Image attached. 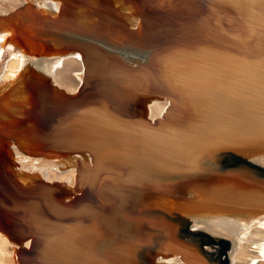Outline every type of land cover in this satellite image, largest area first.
<instances>
[{"label":"water","instance_id":"1","mask_svg":"<svg viewBox=\"0 0 264 264\" xmlns=\"http://www.w3.org/2000/svg\"><path fill=\"white\" fill-rule=\"evenodd\" d=\"M43 1L0 0V57L15 58L18 63L9 79L0 78V181L2 177L10 185L3 187L0 182V236L8 242L13 263L49 264L47 258L56 253L60 264H144L163 251L187 264H227L214 248L206 250L200 237L185 235L176 220L163 215L148 199L168 198L166 193L181 192L182 187H203L208 199L217 195L238 202L221 203L223 207L264 212V201L256 207L247 202L251 194L264 200L261 182L208 186L213 182L206 178L215 169L216 145L225 147L229 139L221 130H202L210 120L208 115H222L219 110L233 104L248 115L245 123L251 121L248 145L264 144V0H227L225 9L219 0L171 1L173 8L185 7L175 11L180 18L170 16L166 1L155 0L159 8L151 9L139 0H117L128 30L134 31L146 21L152 31L156 48L146 42L149 56L138 61L126 60L111 48L115 46L98 43L70 3L53 0L57 8L48 11L42 8ZM163 16L166 23L161 21ZM160 22L170 25L172 31L165 26L161 31L156 27ZM200 36L218 39L217 51L203 64L184 59L181 52L191 49L189 42L199 41ZM167 44L185 46L167 53ZM91 49L98 50L96 57L90 55ZM71 53L79 54L82 75L76 89L67 90L52 85L40 73L37 60ZM104 56L118 65L111 66ZM104 77L99 92L93 95L96 98L89 103L104 105L95 106L99 113H113L119 118L116 127L133 132L127 139L117 137L120 148L114 147L111 160L99 144L78 135L84 131L83 125L100 133L93 126L95 117L73 111L92 92L85 90L89 81ZM34 94L39 97L38 109L29 112ZM150 97L170 101L165 112L153 119L136 109ZM128 102L135 106L131 112L125 108ZM50 116L54 120L47 122ZM235 116L232 113L227 121ZM89 120L92 126H88ZM30 127L32 134L28 133ZM40 145L51 151L37 166L87 157L92 177L89 172L78 191L70 187L73 185L47 183L35 172L29 173L25 151L36 153L35 146ZM178 200L182 205L186 200L200 202L188 190ZM149 217L152 223L146 221ZM123 219L130 223L127 237L121 238L119 222ZM93 227L97 228L96 238ZM129 233L138 238L132 241ZM81 248L84 252L73 256ZM47 254L44 260L42 256ZM252 264H264V254Z\"/></svg>","mask_w":264,"mask_h":264},{"label":"bare ground","instance_id":"2","mask_svg":"<svg viewBox=\"0 0 264 264\" xmlns=\"http://www.w3.org/2000/svg\"><path fill=\"white\" fill-rule=\"evenodd\" d=\"M65 1L70 3L73 12H75L82 20L90 34H92L98 43L102 44L104 47L109 45L115 46L111 48L119 51V53L122 54L126 60L137 59L138 61L143 58H148L150 50L146 47V42L156 48V43L155 41H152L150 34L152 31L149 30V25L146 21L139 25L140 29L138 28L134 31L127 29L126 22L123 20L125 17H122V15H124L123 10L121 9L122 5L119 4L117 0ZM139 1L144 7L151 9L159 8L158 1L160 3H164V1H166L169 3V7H171L167 9L168 12L172 14L170 16L178 18H180V16L176 15L180 13H176L175 11H183L185 9V7L181 5H177L173 8L172 3H176L175 1L178 2L181 0H158L156 3L155 0ZM61 2H63V0H61ZM188 2L191 3L190 1ZM227 2V0H219L223 9L227 7ZM57 5V2L53 0H45L42 3V8L48 11H53L57 8ZM165 19L166 17L163 16V20L161 21L166 23ZM172 21L175 22L176 19H172ZM186 25L187 21L183 26ZM162 26H165L172 31L171 27H169L170 25L166 26L162 22L156 24V27L160 28L161 31L163 29ZM188 30L189 28H187V32ZM217 40L218 39L215 38V36L208 38L200 36L199 41L195 42L193 40L192 42H189V44H191V49H183L185 45L178 46L177 44H167L166 52L180 51L183 49L181 52L184 59H194V61H198L199 64H203V61L208 62L211 55L217 51ZM193 46L199 48L195 49ZM186 47L188 48V46ZM97 54L98 50H96V52L95 49L90 50V55L92 57H96ZM200 55L202 58H198ZM0 58L2 61L0 63V78L9 79L11 77L10 73L15 72V69L17 70V60L6 56H1ZM103 60H106V62H108L111 66L117 64L109 56H104ZM37 65L40 73L48 78V81L52 85H59L67 90L76 89L79 85L82 75V62L79 59V54L71 53L55 58H41L40 60H37ZM100 76L101 75L99 74L98 77ZM104 79H106V77L100 79L96 78L89 81V88L85 90H92V92L88 95L86 94L84 100L80 99V105L73 111L76 112L77 115L79 114V116L86 113L85 116L91 115L90 117H95L93 126L95 129L98 128V133H100H94L89 130L91 128L86 127L87 125H83L84 131L78 133V135L90 140L89 142L99 144L106 151L109 159L111 160L113 159L112 155L114 147L120 148V145L118 144L120 140L118 138L121 137L122 139H127L128 137H132L133 132L124 127H116L115 123L119 120V118H117V116L113 113H99L97 110L98 108L95 106L97 105L101 108H105L104 105H95V102L93 103L94 105L89 103L90 100L96 98L93 95L96 92H99L98 88L101 87V83ZM100 94L106 95L104 92ZM38 98L36 97V94L31 96L28 107L29 112L38 109L36 107ZM79 102L74 103L72 108H75ZM168 104H170L169 100L150 97L143 99L141 103L136 105V109L138 113L142 111L146 118L153 119L165 112ZM93 106L94 108H92ZM125 108L131 112L132 108L135 109V106H132V104L128 102ZM122 111L125 112L124 110ZM135 112L136 111H134V113ZM219 113L222 115H208L210 120L202 126V130L205 132L210 131L214 133L216 130H221L222 132L220 133L225 134L226 139H229V145L225 147H222L220 144L216 145L217 151H215V169L212 171V174L206 178L209 182L211 180L213 182L208 186L213 187L215 184L217 186L224 187L230 185L237 187L254 182H261L264 184V144L255 143L248 145L249 141L247 140V134L250 135L251 133L248 131L252 130L251 121L249 120L248 123H245L249 119L248 115L245 111L236 110L233 107V104L224 105L222 109L219 110ZM232 113H236L238 116H235L232 120L227 121L228 117ZM220 116H223L225 122L220 118ZM46 120L47 122H50L53 121L54 118L50 116L47 117ZM126 120L130 119L126 118ZM118 124H120L119 121ZM88 126H92V122L90 120L88 121ZM78 129H80V127H78ZM28 133H33L32 127L28 129ZM47 133L45 132V134ZM35 147L37 149L36 153L28 149V151H25L24 161L28 167L25 169H27L29 173L33 174L35 172L38 178L45 182L48 181L50 183L58 182L59 184H70L73 185L70 187H74V189H78V191L80 190L79 187H81L87 180L91 168L90 166H92L89 163V158L80 157L75 161L64 158L37 166V163L43 162L41 160L44 159V154H50L51 149L49 151L48 148L45 149V147L41 145ZM132 157H134V155L131 154V158ZM34 165H36L37 168L34 169ZM90 173L91 178L92 171ZM1 179L2 180L0 182H3V185L1 184L3 187L10 186L6 185V183H8L6 179L2 177ZM191 188L192 187L190 186L188 189L187 187H182L181 192L177 189L179 194H177L175 190H171L168 193L165 192L168 198L151 197L148 199V202L153 205L155 209L161 210L163 215L166 217H171L176 220L177 225H179L181 231L185 233V235L191 237L192 235H195L196 237H200L203 242V246L208 249H210L209 247L214 248L213 250L215 254L219 253L227 264H252L254 260L264 254V212H260L256 209H249L245 212H237L236 210L234 211L235 207H231L230 209L226 206L223 207L224 205L221 204L226 202L232 205L238 204L234 198L224 199L215 195L213 198L208 199V193L205 188L200 187L197 190ZM187 190L189 195L197 196L200 202L186 200L187 203L182 205L178 199L180 194L184 195ZM252 195L253 194L247 196V202L251 203L250 205L253 207H256L259 203L264 201L263 199L261 200L259 197ZM204 197L205 199H208V201L205 200ZM59 199H63V196H60ZM146 221L152 223L151 217H149ZM119 223L121 231L119 237H127L128 231L126 228L130 223V220L123 219L122 222ZM0 228L3 229L1 226ZM91 229L92 235L96 238L95 234H97V228L93 227ZM113 230L114 229L112 227V233ZM5 232L8 231L5 229ZM129 236L132 238V241H135V238H138V236L133 233H129ZM153 243L151 245H153ZM10 252L11 251L8 249V242L0 236V264H14L11 259ZM82 252H84L83 248L74 251L72 254L73 256H80ZM42 257L46 260L48 254L46 256L43 255ZM59 257L60 255L51 253L47 260L49 259V264H60ZM144 264L187 263L177 258V256L168 255L161 251L154 254V256L149 257Z\"/></svg>","mask_w":264,"mask_h":264}]
</instances>
